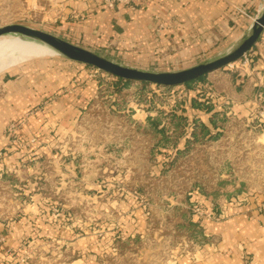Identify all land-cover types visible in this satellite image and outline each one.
<instances>
[{
    "label": "rangeland",
    "instance_id": "obj_1",
    "mask_svg": "<svg viewBox=\"0 0 264 264\" xmlns=\"http://www.w3.org/2000/svg\"><path fill=\"white\" fill-rule=\"evenodd\" d=\"M263 3L250 12L235 10L251 24ZM41 5L0 0V27L22 23L59 35L47 28L55 21L46 20ZM156 21L163 28L166 20ZM245 24L226 38L216 36L206 54L182 67L233 47L248 30ZM261 37L247 61L190 85H116V76L84 63L23 55L18 65L35 63L37 72L56 74L61 83L46 85L48 95L31 85L35 104L26 109L0 108V264L193 260L208 243L204 225L216 209L230 198L264 192V32ZM117 45L114 39L95 51L120 61L112 54ZM254 73L261 77L251 83ZM250 100L252 108H243Z\"/></svg>",
    "mask_w": 264,
    "mask_h": 264
},
{
    "label": "crops",
    "instance_id": "obj_2",
    "mask_svg": "<svg viewBox=\"0 0 264 264\" xmlns=\"http://www.w3.org/2000/svg\"><path fill=\"white\" fill-rule=\"evenodd\" d=\"M257 1L154 0L144 8L120 6L110 10L98 6L94 0H40L41 12L48 17L46 20L55 21L53 25L47 23V28L56 30L60 36L93 50L105 49L115 39L118 41L112 50L115 58L128 65L158 70L182 67L202 53L206 54L216 36L226 38L229 32L241 30L245 22L243 29L247 28L250 18L238 13L235 7L250 12L257 10ZM75 14L80 15L75 17ZM157 16L166 20L163 28L159 27ZM261 39L263 37L256 47ZM39 69L30 62L3 73L0 76V108L21 110L35 104L31 85H37L44 95L49 94L46 85L49 86L52 80L56 88L60 86L61 79L56 74L58 81L55 76L49 78L46 72H37ZM250 76L251 83L253 77H261L256 73ZM252 87L259 89L258 86ZM236 88L238 92L244 90L239 86ZM36 97L41 100L40 94ZM253 104L251 100L245 101L242 107L252 108ZM262 205L264 192L230 198L219 209L215 208L216 218L206 220L204 225L208 243L196 250L188 264H243L244 258H248L250 264H264Z\"/></svg>",
    "mask_w": 264,
    "mask_h": 264
},
{
    "label": "water",
    "instance_id": "obj_3",
    "mask_svg": "<svg viewBox=\"0 0 264 264\" xmlns=\"http://www.w3.org/2000/svg\"><path fill=\"white\" fill-rule=\"evenodd\" d=\"M263 32L264 3L258 10V14L253 19L248 30L233 47L224 53L184 68L158 70L122 63L55 33L31 25L10 23L0 27V37L18 36L22 39L48 46L55 50V55L96 67L124 80L148 82L165 86L185 84L243 58L257 44Z\"/></svg>",
    "mask_w": 264,
    "mask_h": 264
},
{
    "label": "bare ground",
    "instance_id": "obj_4",
    "mask_svg": "<svg viewBox=\"0 0 264 264\" xmlns=\"http://www.w3.org/2000/svg\"><path fill=\"white\" fill-rule=\"evenodd\" d=\"M34 53L38 55L56 54L55 50L38 42L22 39L18 36L0 37V72L14 68L24 59L23 55L27 56Z\"/></svg>",
    "mask_w": 264,
    "mask_h": 264
},
{
    "label": "built area",
    "instance_id": "obj_5",
    "mask_svg": "<svg viewBox=\"0 0 264 264\" xmlns=\"http://www.w3.org/2000/svg\"><path fill=\"white\" fill-rule=\"evenodd\" d=\"M153 1L154 0H94V2L98 6H102V7H105L107 9H110V10H113L114 8L120 7V6L129 7V8H135V7L144 8V7L148 6ZM79 15L80 14H75V17H78ZM246 56L247 55H245L243 57V59L245 61L248 60V58ZM230 64H232V63H230ZM230 64H228V65H230ZM259 97H261V95H259ZM259 114L261 116H264V107L260 108ZM263 207H264V205H262L261 208H263ZM198 211L200 212V209H198ZM208 214H210V213H208Z\"/></svg>",
    "mask_w": 264,
    "mask_h": 264
},
{
    "label": "trees",
    "instance_id": "obj_6",
    "mask_svg": "<svg viewBox=\"0 0 264 264\" xmlns=\"http://www.w3.org/2000/svg\"><path fill=\"white\" fill-rule=\"evenodd\" d=\"M252 51H255L254 49H252L251 51H250V53H252ZM260 55V54H259ZM256 59L258 58V56H257V54L254 56ZM254 57H253V59H254ZM204 76L205 75H203V76H201V77H199L197 80H201V79H203L204 78ZM196 80V79H195ZM195 80H192V81H189V82H187V83H185V85H190V83H192L193 81H195ZM114 81H115V84L116 85H123V84H128V83H130V80H124V79H122V78H118V77H116L115 79H114ZM142 83H145V82H142ZM120 88L121 87H118V88H116V90L117 91H119L120 90ZM261 89V91H263L264 92V88H260ZM195 98L192 100V104L195 106L196 104H195ZM197 106V105H196ZM205 111H208V112H211L212 110H211V108H205L204 109ZM213 113V112H212ZM211 118H210V124L214 127V128H216L217 129V127H219L218 126V123L216 122V120H215V117L211 114V116H210ZM201 125L204 127V130H205V135L206 136H211L212 137V135H210V133H211V128L207 125V124H205L204 122H202L201 123Z\"/></svg>",
    "mask_w": 264,
    "mask_h": 264
}]
</instances>
